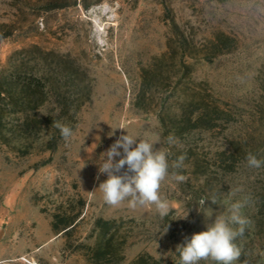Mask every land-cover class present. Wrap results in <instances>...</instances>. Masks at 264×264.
I'll list each match as a JSON object with an SVG mask.
<instances>
[{
    "label": "rangeland",
    "instance_id": "rangeland-1",
    "mask_svg": "<svg viewBox=\"0 0 264 264\" xmlns=\"http://www.w3.org/2000/svg\"><path fill=\"white\" fill-rule=\"evenodd\" d=\"M0 84V264H179L177 245L244 197L235 264H264V164L247 162L264 161V0H0ZM34 109L26 135L18 111ZM126 132L170 165L186 154L165 218L103 200V153Z\"/></svg>",
    "mask_w": 264,
    "mask_h": 264
},
{
    "label": "clouds",
    "instance_id": "clouds-1",
    "mask_svg": "<svg viewBox=\"0 0 264 264\" xmlns=\"http://www.w3.org/2000/svg\"><path fill=\"white\" fill-rule=\"evenodd\" d=\"M53 125L60 130L66 142L74 136L71 127L55 121ZM168 143H176L175 138L169 136ZM119 149L123 150V154ZM103 154L105 159L99 165L97 179L99 173L107 175V179L98 187L105 203L118 206L127 200L131 209L154 205L161 218L169 215L170 204L160 195L161 184L169 175L178 183L187 182L188 177L179 171L169 172L170 167L174 170L184 167L186 154L178 156L170 165V153L167 150L158 149L153 142L135 138L128 133L117 138ZM115 157L120 159L115 160ZM247 162L252 168H260L264 164L251 153L247 156ZM239 191L242 189H235L233 194ZM205 200L216 204L217 196L212 194L209 198L201 199L200 204L204 205ZM247 203V197L236 200L230 204L227 214L217 215L214 222L207 225L206 231L195 233L190 239L186 237L183 244L177 245L179 264H199L202 260H211L215 264H235L240 261L243 248L237 241L244 237L252 223L242 212ZM242 264H247V261Z\"/></svg>",
    "mask_w": 264,
    "mask_h": 264
},
{
    "label": "trees",
    "instance_id": "trees-1",
    "mask_svg": "<svg viewBox=\"0 0 264 264\" xmlns=\"http://www.w3.org/2000/svg\"><path fill=\"white\" fill-rule=\"evenodd\" d=\"M20 82L23 83V87L24 88H28L29 90L33 91V94L35 95H40V96H45V90H46V85L43 82L42 78L38 77V76H31L29 78L24 79V81ZM6 84H0V101L2 102L3 100H5L2 97V94L4 93V87ZM18 113H24L25 114V119L18 120V126L16 127L18 129V131L20 132H24L26 135L27 134H31L30 132V126L31 123L33 121H37V115L35 114V109L33 110H22V111H18ZM2 114V112H1ZM39 121V120H38ZM3 130H5V125L2 123V116L0 115V136L3 134L1 133ZM136 264H150L146 261H144L143 259H140ZM152 264H159L157 262H153Z\"/></svg>",
    "mask_w": 264,
    "mask_h": 264
}]
</instances>
